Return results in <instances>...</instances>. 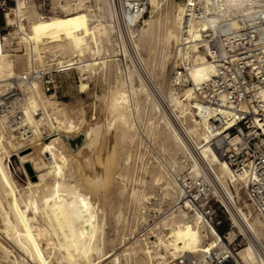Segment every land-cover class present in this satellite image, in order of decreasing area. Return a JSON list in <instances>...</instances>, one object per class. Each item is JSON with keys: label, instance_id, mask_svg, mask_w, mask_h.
<instances>
[{"label": "bare ground", "instance_id": "6f19581e", "mask_svg": "<svg viewBox=\"0 0 264 264\" xmlns=\"http://www.w3.org/2000/svg\"><path fill=\"white\" fill-rule=\"evenodd\" d=\"M104 1L109 4L108 17L114 20L115 24L123 23L129 29L139 28V37L144 36L150 30L152 25L150 18L141 15L126 20L120 9V0ZM160 1L162 0H147L146 9L149 12V17L159 8ZM185 1L178 0L176 4L177 12L173 23L177 26L178 33L183 19ZM215 1L212 10L214 18H230L239 12L249 0ZM56 3L64 10V13L40 16L32 5L27 8L22 13V20L25 17L27 24L20 21L13 32H8L11 38L15 37L13 33L18 34V42H22L27 50L29 49V55L31 52L38 53L40 49L48 47L64 55L68 60L74 59L75 63L82 62V64L76 65L81 71L89 69L93 71L96 65L98 67L107 65V62L112 59L107 58L109 56L100 55L99 45L102 37L108 34L110 21L108 23L100 18H92L87 9L81 6L70 7L69 0H56ZM98 3L97 8H99ZM5 22L7 24L11 22L8 15ZM138 22H141L142 25L139 26ZM206 26V20H201L191 26L189 43L185 50L180 45V38L176 31L174 29L167 31V37L170 39L168 40L174 47L173 62L179 59L183 60L187 68V77L190 80V85L182 87L178 92H172L171 98L169 97L187 137L184 139L170 121H161L163 118L159 117L160 121L156 123V132L162 139L160 147L168 149L173 158L170 162L171 174L168 171L169 166H167L168 170L157 174L155 180H163L164 193L175 201L179 196L175 173L183 167L181 162L176 160L175 154L179 151H186L192 162L189 171L197 174L204 171L205 174L211 176L222 203L230 213L233 226L237 228L238 234H243L247 239V242L238 250L239 260L242 264H264V245H262L264 242V221L256 214L252 215L250 210L242 211V206L237 205L233 194V190L237 192L239 184L244 185L245 176L242 173L236 176L220 157L215 146L208 139L207 122L205 119H198L195 109L192 108L194 105L197 106V88L208 79L213 71L212 63L205 54V48L197 47L193 42L191 43ZM3 39L4 47L0 53V91L5 79L15 73L13 59L10 58L12 54L7 49L10 39L6 35L3 36ZM170 56L172 55L170 54ZM30 63L29 60L28 64ZM133 73L124 66L116 78V86L111 93L105 97L104 95H95V99L91 102L88 100V103L79 110L77 119H73L66 113L65 107L61 105L62 101H56L53 95L43 93L39 83L34 82L28 95L27 110L29 112L34 109L41 110L42 119L37 121L27 113L29 122L34 125L35 134L27 142L20 141L0 121V184L3 185L2 187L0 185V264H99L101 260L103 261L115 252L103 249L102 226L104 225L98 216L95 202L91 201L88 192L83 191L78 184L71 183L69 180L73 176L72 167L64 147L70 146L68 138L77 135L76 133H79V130L81 131L86 124H90V127L87 125L89 128L85 127V131L81 132H85L87 140H83V144H81L85 145L84 148L87 146L89 151L94 150L95 140H99L100 137L105 138L107 130L113 126L117 128L122 141L128 140L125 133L134 128L132 117L136 110V100L133 98L137 93L145 90L142 77L137 73L138 76L134 82ZM179 78L180 72L175 70L174 84L178 83ZM87 87L86 81H80V92L87 90ZM103 105L109 108V110L107 108L110 113L109 117L99 115V107H103ZM152 108L156 110L157 107L154 105ZM99 127L101 131H104V134H99V138L96 135L97 139H94L95 134L92 137V132L97 128L99 130ZM44 130L49 131L46 135L50 136L48 140L43 135ZM85 134L82 135L85 136ZM85 137L82 138L85 139ZM188 140L190 144L192 143L197 155H195L194 149L188 146ZM81 144L79 145L81 146ZM78 147L77 145L74 149L76 150ZM11 148L17 150L29 180L23 194L17 195L18 192L16 194L11 190L10 196H8L9 194L5 193L4 184V181L7 183V180H5L1 169V163ZM74 149L71 152H75ZM83 151L85 152V149ZM74 155L75 153L73 157L76 156ZM86 155H88L87 176L90 179L85 181L90 188V186L95 187L104 181V176L96 165L97 160L94 153L89 152ZM130 157L131 155L127 151L123 160L127 162ZM106 182L109 185V181ZM130 192L131 195L137 196L139 199L147 198L143 190L132 188ZM162 222V227L168 229L156 235L157 239L152 242V248L145 245L143 248L135 245L126 247L125 245L124 249L133 254L135 261L141 260L144 264H162L159 259L161 256L195 252L217 244L218 238L223 239L220 232L210 223L204 225L200 224L197 219H188L183 210H176ZM235 235L236 232L231 229L226 236L232 240ZM20 252L25 254V258L22 257L23 255L20 256ZM138 252H143L144 256H140ZM116 263H118V256L114 255L111 264Z\"/></svg>", "mask_w": 264, "mask_h": 264}, {"label": "built area", "instance_id": "2783aa9c", "mask_svg": "<svg viewBox=\"0 0 264 264\" xmlns=\"http://www.w3.org/2000/svg\"><path fill=\"white\" fill-rule=\"evenodd\" d=\"M98 0H69V6L86 8L92 18L98 19ZM215 0H186L183 19L179 27L180 45L187 49L189 31L193 24L207 21L193 42L205 48L213 71L197 88L196 104L192 106L198 119H205L206 133L220 157L238 176L244 174L245 197L250 209L264 221V0H249L230 18H214ZM40 16L64 13L55 2L46 5L44 0H0V12L11 22L0 26V53L4 47L3 36L7 27L16 29L18 23L27 24L22 13L30 6ZM147 0H120V9L127 20L145 14ZM29 54V52H28ZM31 63L26 68L8 76L0 91V121L20 141H29L34 125L27 113L41 121L39 109L27 110L28 95L33 83L38 82L43 93L55 98L61 89V77L76 71L75 60L44 47L31 52ZM87 73L91 70H84ZM180 78L187 68L179 70ZM84 78V77H83ZM44 130L43 134H45ZM179 196L176 210H183L188 219L200 224L210 223L219 232L217 244L195 252H181L175 256H161L162 264H242L238 250L243 246V234L227 238L223 224L233 226L230 213L221 201L210 175L202 171H186L176 176ZM236 203L237 200H236ZM168 228L162 227L160 231ZM151 231L153 237L154 232ZM239 237V238H238ZM146 240V246L152 245Z\"/></svg>", "mask_w": 264, "mask_h": 264}, {"label": "rangeland", "instance_id": "374dc122", "mask_svg": "<svg viewBox=\"0 0 264 264\" xmlns=\"http://www.w3.org/2000/svg\"><path fill=\"white\" fill-rule=\"evenodd\" d=\"M37 1L41 0H33L34 5H36ZM44 2L46 5H49L50 3L54 4L56 0H44ZM98 2V18L108 23L110 21L111 24V26L108 24V34L105 37L103 36V41L101 40L100 42V55L104 57L109 56L107 58H111L112 60L108 61L105 66L101 65L98 67L96 65L95 70L89 73L77 68L74 72L62 75L61 89L56 97V101H62L63 104L61 105L65 107L66 113L73 119H77L79 110L88 103V100L91 102L95 99V95H104L105 97V95L111 93L116 86V78L124 66L134 72V82H136L138 74L142 77L145 90L137 93L133 98L136 100V110H134L132 117L134 128L129 129L125 133V137L128 138L127 141L121 140L120 134L115 126L107 130L105 138H101L99 134H104V131H101L99 127L100 131L97 128L94 130L95 132H92L93 135H91L93 137L95 134L94 139H97V135L98 138L100 137V141L98 139L95 140L96 144L93 145L94 150L92 151H89V148L86 146L88 149L86 151L87 149L84 148L85 145L82 146V144L83 140H87V136L85 132H81L85 131L84 128L87 125H90L86 124L81 131L79 130V133H76H82L86 136L82 135L85 139L82 138V141L79 143H82L81 146L76 144L73 148L68 145L64 147L69 164L72 167L73 176L69 180L71 183L75 182L78 184L83 191L88 192L91 201L93 203L95 202L98 216L102 219L104 225L102 226L104 235L103 249L104 251H115L111 256L105 258L103 261L101 260L99 264H111V259L114 255L118 256V263L116 264H144L141 260L135 261L133 254L124 249L125 245L126 247L135 245L136 247L143 248L146 246V240L150 239L155 241L157 239L156 235L162 233L160 231L163 223L162 220L169 217L171 213L176 212V200L173 201L169 195L164 193L162 188L163 180H155L157 174L160 172L169 169L168 171L171 174L170 162L171 158H173L172 153L168 149H162L160 147L162 139L156 132V123L160 121L159 117L161 116L163 118L161 121H170L184 139L187 137L177 117V111L172 101H170L172 92H178L182 87L190 85L187 74L181 76L178 83L174 84L173 82L175 70L185 67L182 59L178 58L179 60H176V63L173 62L174 47L171 41L169 42V37H167L168 29H174L179 35L178 28L173 23L174 16L177 12L176 4L178 0L160 1L159 8L150 14V17L148 16V10H146L143 17L150 18L152 25L150 30L146 32L148 34L142 37H139V28L129 29L123 23L115 24V21L108 17V2L104 0H98ZM112 22H114L113 25ZM138 23L139 26L142 25L141 22ZM0 26H5V19L1 12ZM14 30V28L7 27L4 30V34L10 39V43L7 44V49L12 54L10 58L13 59V69L16 73L26 68L29 60H31V55L26 54L29 49L27 50L22 42H18V34L13 33L15 37L11 38L8 32H13ZM84 73L86 74L84 75ZM80 81H86L88 83L87 90L83 92L79 91ZM154 105L157 107L156 110L152 108ZM103 107H99V115L109 117V108L104 105ZM47 133L49 131H45V134H43L46 140L50 138V136H46ZM187 143L191 149H194L189 140ZM77 145L79 147L77 148L78 150L76 149V152L74 148ZM110 145L111 148L113 146V150L110 148ZM80 147L85 149V152ZM73 149L75 152H71ZM127 151L131 157L125 162L123 156ZM193 151L197 155L195 149ZM89 152L94 153L97 160L96 165L104 176L103 183H100L101 187L104 182L109 181V185L106 182L107 184L105 183L106 186L104 184L102 190L100 184H97L99 186H93L94 188L92 186L88 188L89 185L85 181L90 179L87 176L88 155H86ZM72 153H75L76 156L74 155L75 157H73ZM175 158L183 165L175 173L176 178V175L189 171L192 162L186 151L177 152ZM167 166H169L168 169ZM1 169L5 175V180H7V183L4 181L6 187L5 193H8V196H10V191L12 190L16 194L18 192L17 195L23 194L28 186L29 177L20 162L17 150L15 151L14 148L10 149L8 155L4 157L1 163ZM0 185L1 187L3 186L2 184ZM239 185L237 192L233 190L235 199L238 202L237 205L242 206V211L247 212V210H250L252 215H255L246 200L243 184ZM132 188L143 190L147 198L139 199V197L131 195L130 191ZM221 228L225 231L232 229L238 234L237 228L234 226L229 227V223L223 224ZM150 230L154 232V236L147 238V236L151 235ZM242 240L244 244L247 242L246 238H242ZM262 245H264V242H262ZM149 247L152 248V246ZM17 252L19 254V251ZM138 253L140 256H144L143 252ZM20 256L25 258L23 252Z\"/></svg>", "mask_w": 264, "mask_h": 264}, {"label": "water", "instance_id": "95a60500", "mask_svg": "<svg viewBox=\"0 0 264 264\" xmlns=\"http://www.w3.org/2000/svg\"><path fill=\"white\" fill-rule=\"evenodd\" d=\"M81 140H82V134H77L76 136L68 138V142L70 143L71 148H73L76 144H79Z\"/></svg>", "mask_w": 264, "mask_h": 264}]
</instances>
